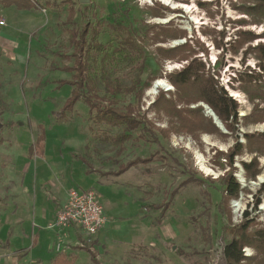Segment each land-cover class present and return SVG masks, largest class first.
Listing matches in <instances>:
<instances>
[{
	"label": "rangeland",
	"instance_id": "rangeland-1",
	"mask_svg": "<svg viewBox=\"0 0 264 264\" xmlns=\"http://www.w3.org/2000/svg\"><path fill=\"white\" fill-rule=\"evenodd\" d=\"M35 1L40 3L38 9L0 7V84L6 103L0 108V264H52L59 239L63 252L75 257L74 264H95L88 249L101 264H225L222 248L231 234L219 205L223 199L221 179L231 168L222 153L234 144V138L204 134L195 140L174 135L169 140L160 137L156 143L134 132L119 154L100 139L83 101L61 118L59 113L73 90L65 82L73 75L65 69L73 65L69 31L97 25L101 29L99 41L111 44L112 53L119 42L114 26L121 24L143 46L146 62L141 78L152 85L140 104L134 94L112 95L103 78L106 75L109 80L118 79L130 86L139 76V62L122 57L103 70V54H90V74L97 80L99 95L119 109L131 104L141 116L158 121L152 104L160 88L167 91L172 87L174 91L164 77L184 62L164 61L157 55L156 46L189 42L196 57L218 74L216 78L239 101L243 118L260 101L254 103L251 98L257 88L264 90L260 60L248 50L249 45L264 43V21L247 15L243 7L248 3L241 0H91L88 5L80 0ZM157 3L168 9L154 11ZM71 6L76 11L74 22L67 18ZM161 26L184 30L186 37L156 44L153 31ZM248 31L256 39L239 46L242 32ZM247 74L262 77L250 79ZM162 78L165 85L157 86ZM260 108H264L263 101ZM243 121L238 125L242 142L244 133L264 131V122L245 126ZM158 125L165 126L166 119ZM40 128L45 131L43 158L31 154ZM103 128L112 134L121 131ZM224 131L229 133L226 128ZM74 154L89 159L96 169L94 175L85 171L86 165L73 158ZM254 156L246 153L236 157L233 169L244 191L230 203L232 222L239 223L249 211L258 226L264 227V192L258 194L264 183V154L258 156L261 173L255 179L241 164ZM137 158L152 161L139 164L124 176L100 174L117 171L120 164ZM200 159L212 173L201 169ZM28 186L31 192L21 212ZM72 188H93L102 202L113 203L114 214L98 235L86 238L79 234L75 238L67 231L51 229L54 218L40 225L32 219L34 213L57 211L61 195ZM174 191L172 204L158 223L161 210L146 206L170 201ZM257 195L261 201L258 205ZM245 253L252 255L253 250L246 248Z\"/></svg>",
	"mask_w": 264,
	"mask_h": 264
},
{
	"label": "trees",
	"instance_id": "trees-1",
	"mask_svg": "<svg viewBox=\"0 0 264 264\" xmlns=\"http://www.w3.org/2000/svg\"><path fill=\"white\" fill-rule=\"evenodd\" d=\"M241 1L248 3V5L243 7L247 15L257 19L258 22L264 21V0ZM39 4L35 0H0V7L16 6L21 10L38 9ZM155 7L154 11H157V9H168L158 3ZM75 15L76 11L71 6L67 17L68 21L74 22ZM158 16L156 15V17ZM244 22L247 21L244 20ZM114 27L119 31V42L112 53L109 52L113 48L111 44H103L99 41L101 29L97 25L87 24L82 29H71L69 31L70 43L74 49L72 54L73 65L65 67V69L72 72L73 75L70 81L65 82L71 85L73 90L59 116L61 118L67 117L75 110L76 104L83 101L89 108L90 120L93 126L96 127L100 139L116 148L119 154L124 151L125 143L133 138L134 132H139L140 138L156 143L160 141V137L169 140L174 135L188 136L195 140L200 139L204 134L232 136L234 144L226 153H222L231 168V172L225 173L221 179L223 199L219 209L228 219L226 230L231 234V240L223 245L222 256L225 264H264V227L258 226L256 219L251 216L249 211L244 212L243 219L239 223L233 224V214L230 206L231 201L238 199L239 194L244 191L235 176L236 171L233 169L236 157L243 156L246 153L255 155L250 162L241 161V164L246 174L252 179H255L261 173L258 156L264 154V131L244 133L245 142H242L238 133V125H240L241 119L244 120L245 126L264 122V108H260V101L264 102V90L259 89L260 87L257 88L251 98L254 103L256 100L260 101L255 103V108L250 114L240 118L239 101L225 89L219 78H216L218 74L213 72L212 68L208 67L207 63L200 57H196L197 53L189 42L174 47L157 45L156 53L164 61L180 64L184 62L180 68L173 69L166 73L164 77L174 87V91H166L160 88L158 96L152 104L151 111L157 110L158 121L141 116L137 107L131 104L124 109H119L113 101L106 100L98 93L97 80L90 74L89 63L92 51H95L97 55L103 54L101 59L103 70L108 64H116L122 57L124 60L139 62V76L132 80L130 86L123 85L118 79L109 80L106 75H103L106 89L112 95L134 94L138 104H140L144 98L145 91L151 87L152 83L151 81L143 82L141 78L146 62L143 46L124 25L120 24ZM123 31L127 35H124ZM153 32V39L156 44H166L169 40L186 37V31L172 29L167 26H161L158 31ZM242 33L243 38L240 39L239 46L253 42L256 39V35L251 31ZM248 50L257 54L260 60L258 67L264 73V43L254 47L249 45ZM247 77L258 79L262 76L259 74H247ZM1 88L0 84V108H5L6 103L2 97ZM257 91L259 92L257 93ZM203 104L215 112L223 126L228 130V134L222 132L211 115H206ZM164 119H166V125H158V122ZM103 126L119 128L121 131L117 134H112L107 129H104ZM44 139L45 131L40 128V134L32 148L31 154L39 157L44 156ZM74 157L80 159L87 166L86 172L88 174L96 172V169L86 156L74 154ZM151 161V158H137L126 164H120L117 171L100 174L120 176L141 163L147 164ZM263 192L264 183L261 185L258 194ZM175 194L174 191L171 194L172 198L170 201L161 205L146 206V208L155 211L161 210L156 218L158 223H161L165 217ZM260 202L259 195H257L256 204L258 205ZM246 248H251L253 254L246 255ZM87 251L90 252L92 261L95 264H101L98 256L92 250L88 249ZM74 261L75 257L65 252H60L56 255L52 264H74Z\"/></svg>",
	"mask_w": 264,
	"mask_h": 264
},
{
	"label": "built area",
	"instance_id": "built-area-1",
	"mask_svg": "<svg viewBox=\"0 0 264 264\" xmlns=\"http://www.w3.org/2000/svg\"><path fill=\"white\" fill-rule=\"evenodd\" d=\"M107 222L105 207L96 190L72 188L50 228H59L66 232L76 227L88 238L97 235L105 228ZM63 250V241L59 239L56 252L60 253Z\"/></svg>",
	"mask_w": 264,
	"mask_h": 264
},
{
	"label": "crops",
	"instance_id": "crops-1",
	"mask_svg": "<svg viewBox=\"0 0 264 264\" xmlns=\"http://www.w3.org/2000/svg\"><path fill=\"white\" fill-rule=\"evenodd\" d=\"M37 157H39V156H37ZM44 156H42V157H40V158H43ZM73 158H75L74 156H73ZM75 159H77L78 161H80V162H82L80 159H78V158H75ZM83 163V162H82ZM85 167V166H84ZM87 167V166H86ZM135 168V167H134ZM132 169V168H131ZM85 171H87V168L85 169ZM129 171V170H128ZM127 171V172H128ZM127 172H125L124 174H122L123 176L127 173ZM95 173V172H94ZM94 173H92L93 175H94ZM121 175V176H122ZM97 179V178H96ZM100 185H103V186H105V184H101V183H99ZM91 189H93V188H91ZM95 190V189H94ZM30 187L28 186L27 187V189H26V199H24L23 201H22V207H21V212H23V210H24V208H25V204H26V202H27V200H28V196H29V194H30ZM99 195V194H98ZM100 196V195H99ZM67 199H68V194H67V192H64V194H62L61 195V197H60V203H59V207H58V209H57V211H55V210H45V212L44 211H42V212H40L39 214H35L34 213V217H32V219H35L36 221H37V223L40 225V224H45V222H48L50 219H53L54 218V220H55V218H56V216H57V213H58V211L60 210V208L63 206V204L67 201ZM100 199H101V196H100ZM102 201V200H101ZM103 203V205H104V207H105V213H106V216H107V218H108V221H109V217L111 218V216H113V214H114V205H112L113 203L112 202H110V201H107V202H102ZM112 203V204H111ZM109 212V213H108ZM107 224H108V222H107ZM18 225V224H17ZM107 226V225H106ZM105 226V227H106ZM18 228V227H17ZM102 230H104V229H102ZM101 230V231H102ZM79 231V232H78ZM100 231V232H101ZM67 232H69L70 233V235H72L73 237H79V234H81V235H83L82 234V232H81V230L79 229V228H76V227H74V228H71L69 231H67ZM99 232V233H100ZM60 233V232H59ZM59 233H57V235L59 234ZM78 233V234H77ZM98 233V234H99ZM97 234V235H98ZM96 236V235H95ZM56 236L54 235V238H55ZM17 238H19V237H17ZM80 238H81V236H80ZM37 240V242H38V240H39V235H38V239H36Z\"/></svg>",
	"mask_w": 264,
	"mask_h": 264
},
{
	"label": "bare ground",
	"instance_id": "bare-ground-1",
	"mask_svg": "<svg viewBox=\"0 0 264 264\" xmlns=\"http://www.w3.org/2000/svg\"><path fill=\"white\" fill-rule=\"evenodd\" d=\"M162 1H164V2H168L169 0H162ZM188 10L189 9H191V7H189V6H187L186 7ZM165 80L164 79H160V80H158V82H157V86L158 85H165ZM172 88V87H171ZM170 88V89H171ZM204 105V107L206 108V110H208L209 111V107L207 106V105H205V104H203ZM207 112V111H206ZM210 112V111H209ZM213 117V116H212ZM223 128V127H222ZM199 164H200V166H201V169L203 170V171H205L206 173H212L213 171L203 162V160L202 159H200V161H199ZM261 179H262V177H261Z\"/></svg>",
	"mask_w": 264,
	"mask_h": 264
},
{
	"label": "water",
	"instance_id": "water-1",
	"mask_svg": "<svg viewBox=\"0 0 264 264\" xmlns=\"http://www.w3.org/2000/svg\"><path fill=\"white\" fill-rule=\"evenodd\" d=\"M80 2H81L82 4H86V5H88V4H90L91 0H80ZM168 88H170V86H169ZM169 90H172V89H169ZM205 111H206V108H205ZM209 111H210V112H209ZM209 111L207 110L206 113H207L208 115L213 116V118H214V120L216 121V123L218 124V126L223 130V132H225V131H224L225 128H224L223 124L221 123V121L219 120L218 116L215 114V112H214L211 108H209ZM222 127H223V128H222Z\"/></svg>",
	"mask_w": 264,
	"mask_h": 264
}]
</instances>
